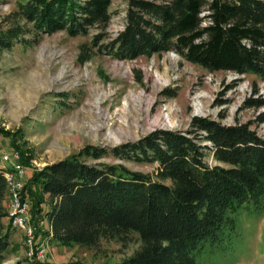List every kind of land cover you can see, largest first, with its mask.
I'll return each instance as SVG.
<instances>
[{
  "label": "trees",
  "instance_id": "16d2710c",
  "mask_svg": "<svg viewBox=\"0 0 264 264\" xmlns=\"http://www.w3.org/2000/svg\"><path fill=\"white\" fill-rule=\"evenodd\" d=\"M111 1L17 0L15 22L0 32V50L26 42L18 39L25 32L36 42L56 31L85 36L95 29L89 47L117 60L173 51L207 71L264 79V0H126L122 29L104 41ZM243 106L264 107V98L248 96ZM252 122H264V109L250 122L227 125L192 116L185 130L154 128L113 146L87 144L32 169L22 192L34 235L70 247L134 232L140 247L105 264H196L206 245L219 248L237 234L241 214L264 213V139ZM0 135L9 138L21 165H30L12 134L0 127ZM205 151L219 164L208 165ZM106 157L118 162L86 161ZM121 161L155 163L156 179ZM6 196L0 173V264L9 246L2 223Z\"/></svg>",
  "mask_w": 264,
  "mask_h": 264
},
{
  "label": "rangeland",
  "instance_id": "374dc122",
  "mask_svg": "<svg viewBox=\"0 0 264 264\" xmlns=\"http://www.w3.org/2000/svg\"><path fill=\"white\" fill-rule=\"evenodd\" d=\"M16 1L0 0V32L15 22ZM125 8L126 0L111 1L104 41L122 29ZM94 30L85 36L56 31L41 35L36 42L25 32L18 39L26 42L15 40L10 48L0 50V127L30 157V165H23L26 179L32 169L76 153L87 144L113 146L154 128L185 130L192 116L226 125L250 122L264 109L243 106L248 96L264 98V79L250 73L207 71L173 51L117 60L89 47ZM82 44L86 47L81 48ZM249 126L264 139V122ZM11 147L9 138L0 135V157L14 150ZM203 160L208 165L219 164L206 151ZM86 161L118 162L110 157ZM121 164L156 179L155 163ZM160 181L170 184L167 179ZM7 201L8 192L5 212ZM47 204H42L43 211ZM236 222L237 234L219 248L206 245L196 254V264H264V213L255 218L241 214ZM2 223L9 233V246L1 264H40L26 259L20 230L12 229L6 216ZM40 225L47 229L44 219ZM35 237L45 247V264L112 263L141 245L134 232L122 239L100 238L93 246L66 247L48 237Z\"/></svg>",
  "mask_w": 264,
  "mask_h": 264
},
{
  "label": "built area",
  "instance_id": "2783aa9c",
  "mask_svg": "<svg viewBox=\"0 0 264 264\" xmlns=\"http://www.w3.org/2000/svg\"><path fill=\"white\" fill-rule=\"evenodd\" d=\"M0 158V173L4 178L8 192V209L6 212L8 225L22 233L26 259L45 264L43 262L45 247L42 243L36 242L33 227L29 221V201L22 192L23 183L26 179L24 167L18 161L17 152L14 150L3 152Z\"/></svg>",
  "mask_w": 264,
  "mask_h": 264
},
{
  "label": "bare ground",
  "instance_id": "6f19581e",
  "mask_svg": "<svg viewBox=\"0 0 264 264\" xmlns=\"http://www.w3.org/2000/svg\"><path fill=\"white\" fill-rule=\"evenodd\" d=\"M195 107H196V110H199V107H198V103H197V105L195 104ZM153 120H156V119H153ZM157 120H158V118H157ZM164 120V119H163ZM165 121V120H164ZM157 122V121H156Z\"/></svg>",
  "mask_w": 264,
  "mask_h": 264
},
{
  "label": "crops",
  "instance_id": "0c3cea01",
  "mask_svg": "<svg viewBox=\"0 0 264 264\" xmlns=\"http://www.w3.org/2000/svg\"><path fill=\"white\" fill-rule=\"evenodd\" d=\"M20 264H23V263H20Z\"/></svg>",
  "mask_w": 264,
  "mask_h": 264
}]
</instances>
